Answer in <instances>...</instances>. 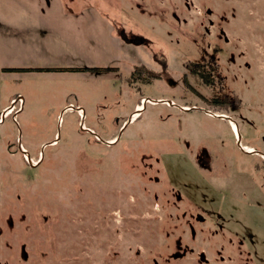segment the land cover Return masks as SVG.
Returning <instances> with one entry per match:
<instances>
[{
  "label": "rangeland",
  "instance_id": "1",
  "mask_svg": "<svg viewBox=\"0 0 264 264\" xmlns=\"http://www.w3.org/2000/svg\"><path fill=\"white\" fill-rule=\"evenodd\" d=\"M185 2L192 17L174 0H0V220L24 214L35 231L6 235L31 254L11 264H196L191 248L264 264V0H209L228 44ZM205 57L230 97L188 75ZM200 147L210 172L186 156ZM189 201L257 259L194 221ZM179 240L189 253L174 259Z\"/></svg>",
  "mask_w": 264,
  "mask_h": 264
},
{
  "label": "flooded vegetation",
  "instance_id": "2",
  "mask_svg": "<svg viewBox=\"0 0 264 264\" xmlns=\"http://www.w3.org/2000/svg\"><path fill=\"white\" fill-rule=\"evenodd\" d=\"M174 1L177 2L176 5L182 7L183 11L186 12L187 15L189 14L191 16L192 9H191V5H189L188 2L186 3L185 0H174ZM222 1L231 2L232 0H222ZM193 2H194V5H193L194 8L198 9L197 11L198 17L195 16L196 24H194L193 26L195 28L200 29V32H202V34H205V35H208L211 33L214 34L215 30L217 29V26L215 25V22L211 19V16H213L212 10L209 7H207L209 0H193ZM231 17L235 18L234 12L231 13ZM222 19L226 20V17L223 16ZM205 22L207 23V25ZM224 33L225 32L221 28L218 27V34L217 35L214 34L213 36L219 40L221 38H224V43L228 44L229 40L224 36ZM203 44L205 43H202L201 46ZM217 46L218 45L215 42L214 43L206 42L207 50L211 48L215 50L217 49ZM201 49L206 50L203 47H201ZM190 62L191 61H188V63L186 62V65H185V69L187 70L189 76L197 77L203 82V79L201 78L199 74V72L202 71L205 75L208 76V79L213 82V85L210 88H214L217 86L219 87L220 92L222 91L221 97H224V98L230 97V94L227 93L225 90H223V85H224L223 83L228 79V76L222 73L220 65L216 61H213V58L208 59L207 57H205L200 62L199 61L191 62V63ZM188 67H194V69H196V72H192V70L189 69ZM246 67L247 69L251 68L250 66H248V64ZM135 73H140V72L137 69ZM186 77L187 75L185 73V80H186ZM226 102H227V105L229 103L228 107L234 108V106L231 105L233 101L227 99L225 103ZM7 110L3 113L4 117L8 115ZM226 119L230 120V117ZM22 152L24 153V159L29 165V167L31 169L32 167H35L36 165H33L32 157H30L23 149H22ZM186 156L189 159V161L192 163V165H194L196 168H199L201 172L202 171L210 172L213 168L214 159L211 153L205 147L198 148L196 152L193 154L192 158L190 157L189 154H187ZM260 157L263 161L264 155H261ZM4 193H7V191L0 188V196L3 195ZM176 197L179 200V203L181 202L180 200L182 197L189 199L188 193L187 194L183 193V188H180L179 185L176 187ZM189 203L197 210L195 214H190L191 218L194 219V221L200 224L208 223L212 227V228L211 227L209 228L210 229L209 231L212 232L213 236L221 237L222 239L225 238L228 240V242H231V243L236 242L239 244V246L240 245L243 246V243L240 240L238 239L235 240L233 239L234 237L228 236L227 232L224 230V227L217 222L216 218L211 212L209 211L202 212L198 210L191 201H189ZM42 221L44 225L45 224L47 225L48 218H43ZM27 222H28V218L24 214H18L15 217H13L12 215H8L5 218H2L0 220V264H11V261H13L14 259L22 263H28L31 260V254L28 250L29 247H28L27 241L20 240L17 244H13L11 243L10 240L5 238L7 234L8 236H12V235L19 234V233L24 236H32L35 232L34 227ZM188 224H189L190 233L192 237L195 238L196 230L190 221H188ZM217 244H218L217 242L216 243L214 242V244L211 246V250L214 251L216 255L220 256V260L223 261L225 260V256H223L222 254L226 252L225 247L223 246V244L220 247H218ZM214 246H216V248H214ZM243 247L245 248V246ZM4 249L9 250L11 252L15 251L14 252L15 256L12 253L9 256H7L8 254H6L5 251H3ZM244 252L248 253V256H251L252 258L257 259L255 256H253V254L248 248H245ZM188 253H189L188 246L185 245L183 248V246L181 245V241L179 240L176 242V252L173 253L172 257L174 259H176L177 257L183 258ZM190 253L195 254L196 264H211L212 262V259H209L207 251L203 248H199L198 251L195 253H194V250L191 248ZM228 258L230 259V256ZM245 264H249V263L245 262Z\"/></svg>",
  "mask_w": 264,
  "mask_h": 264
},
{
  "label": "trees",
  "instance_id": "3",
  "mask_svg": "<svg viewBox=\"0 0 264 264\" xmlns=\"http://www.w3.org/2000/svg\"><path fill=\"white\" fill-rule=\"evenodd\" d=\"M189 69L192 70V72H196V69H194V67H188ZM8 70H22V69H8ZM37 71H47V72H51V71H54V72H86V71H99V68H90V69H87V68H83V69H73V68H46V69H36ZM201 78L203 79V83L208 86V87H211L213 85V82L210 81L208 79V76L205 75L202 71L199 72Z\"/></svg>",
  "mask_w": 264,
  "mask_h": 264
},
{
  "label": "water",
  "instance_id": "4",
  "mask_svg": "<svg viewBox=\"0 0 264 264\" xmlns=\"http://www.w3.org/2000/svg\"><path fill=\"white\" fill-rule=\"evenodd\" d=\"M83 128V127H82ZM109 144H114V143H109Z\"/></svg>",
  "mask_w": 264,
  "mask_h": 264
}]
</instances>
